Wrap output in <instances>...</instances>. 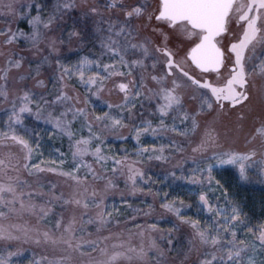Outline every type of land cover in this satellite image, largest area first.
<instances>
[{
  "label": "snow or ice",
  "instance_id": "snow-or-ice-1",
  "mask_svg": "<svg viewBox=\"0 0 264 264\" xmlns=\"http://www.w3.org/2000/svg\"><path fill=\"white\" fill-rule=\"evenodd\" d=\"M0 18V264H264V219L222 175L264 183V0H0ZM74 43L98 51L72 62ZM124 129L134 155L108 143ZM45 136L68 151L45 158ZM177 156L176 222L121 221L119 181L159 196L143 165Z\"/></svg>",
  "mask_w": 264,
  "mask_h": 264
},
{
  "label": "rangeland",
  "instance_id": "rangeland-1",
  "mask_svg": "<svg viewBox=\"0 0 264 264\" xmlns=\"http://www.w3.org/2000/svg\"><path fill=\"white\" fill-rule=\"evenodd\" d=\"M72 23H73V20L69 19L67 22L68 30H71ZM4 26H5V21L3 18H0V27H4ZM12 26H13V28L17 27V25L15 23H13ZM18 26L24 30H27V27H28L26 22H23V21H21ZM72 47L74 49L73 51H69L67 48L64 49V56L67 58V60H70L72 62H75L79 55H94L95 52L98 51V49L93 50L91 45H86L81 49L79 45L74 43ZM82 91L83 90L81 89V92ZM105 99H109V97L105 96ZM111 99H113V100L116 99L115 94H113ZM93 100H94V103L92 105L93 107H96L98 109L105 107L102 101H95V98H93ZM225 120H226V122L227 121H235V115H233L231 117H226ZM249 123L250 122H246V126ZM39 126L41 128L45 127L42 123ZM123 132H124V135L128 136V139L126 141L119 140V139L115 138L114 136H109L108 137V143L112 145V151H114V152H118L124 148H127L129 153L134 155V150L136 148V142L133 139V135L130 134V131L128 129H124ZM141 139L145 144L156 143L157 145H159L160 143H167V140L164 137L153 138L151 135H144ZM228 144H230L231 146L236 147L238 149H241V150H243V147H244L242 138L236 140L235 143H233V141L231 139H229ZM56 148H60L62 151L67 152L68 151L67 138H65L63 140V142H61L58 139L49 140L47 138V136H45L44 149H43L44 154H45V158H47L49 153H51L53 157L58 155L55 152ZM146 162H149V163L157 166V167L154 166L155 168L153 167L154 169H151V180L157 181L155 183L151 182V188L153 189L154 193L156 191L160 192V195L157 196L158 208H156L155 211H158L160 209L161 211L165 212L164 209H162L160 207V202L163 199V193L165 191H168L170 193V196H171L172 190L169 189L166 186V184L159 182V181H163L164 177L166 175V173L160 172V171H162V170H160V167H162V165L164 163L162 161H157V160L146 161ZM190 164L191 163H188L187 165H184V167L187 168ZM170 170H168V171H170ZM222 175L229 179V181L232 185L233 192L239 198H241L244 201V203L246 205L245 210L247 212H249L250 215H252L254 217L253 223L255 224L258 221L264 219V207H262V205H264V183H261L259 181V179L254 175H253L250 183L238 182L235 179L236 174H235L234 170L223 171ZM181 195L183 196L184 193L182 192ZM188 202H190V201H188ZM108 204H109L110 208H115V209L120 210V214L118 216L119 219L120 218H127V217H130L133 215H135L136 217L137 216L145 217L144 212H149L148 210L150 209V207H149L150 204L146 203L145 201L144 202L139 201L134 206L131 205V207H129L128 204L124 203V201L121 199V196H118V192L113 193V197L108 201ZM259 204H260V206H259ZM137 209L142 210V211L136 212L135 210H137ZM188 212H189V215H191L195 212V209H190V210H188ZM168 215L171 216L170 214H168ZM241 235L243 236V233H241ZM181 238H183V240L180 239L179 237H177V243H180L181 241L186 243V237L182 236ZM28 255L30 256L31 253H28Z\"/></svg>",
  "mask_w": 264,
  "mask_h": 264
},
{
  "label": "trees",
  "instance_id": "trees-1",
  "mask_svg": "<svg viewBox=\"0 0 264 264\" xmlns=\"http://www.w3.org/2000/svg\"><path fill=\"white\" fill-rule=\"evenodd\" d=\"M178 162H179V157L178 156L174 157V158L172 157L169 160V162H167V163L163 162L164 164L162 165V167H160V170H162V171H160V172L167 174L169 172L168 170H170L171 168L173 169L174 165H176ZM188 163H191V161H189ZM154 166L155 165H153V164H151L149 162H145L144 163L143 168H144V171L146 172L148 177H151V169H154L155 167H157V166H155V167ZM51 179L56 180L58 178L55 177V176H52ZM151 182H152V180L149 181L148 184L142 185V186L145 187V189H147L148 187H151ZM115 192H118V196H121V193L123 192L124 196L127 198V200L130 202V204L133 205V206L135 204H137L139 201H143V202L145 201L146 203H149L151 205V208L148 210L149 212H151V215H149L148 217L147 216H145V217L137 216L136 217L137 220H139L142 223H145V225H146V223H150V222H158L159 227L161 229H167V228L171 227V223H175L176 222L174 217L169 216L167 213L161 211L160 209L158 211H155V209L158 208L157 196H154L153 194H149L147 192H145V193H137V195L135 197L129 196L127 191L124 190L123 179H121L119 181V187H118V189ZM153 193H154V191H153ZM112 197H113V194L110 195L109 200ZM259 206H260V204H259ZM161 216H163L164 219H161ZM125 219L126 218H120L121 221H123ZM123 227H124V224L122 223L120 225V228H123ZM115 230H117V229L114 228L113 231H115ZM160 234L161 233H159V232L154 233V235H157V236H159ZM172 235L174 237H179L180 239L183 240V238H181L182 237V233H172ZM24 247H28V246L25 245ZM36 251H37V253L39 252L38 249Z\"/></svg>",
  "mask_w": 264,
  "mask_h": 264
}]
</instances>
